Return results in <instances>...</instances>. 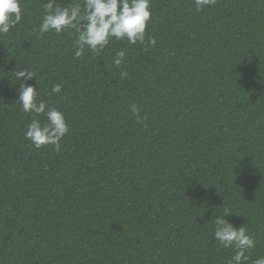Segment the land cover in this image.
I'll return each mask as SVG.
<instances>
[{
  "label": "trees",
  "instance_id": "trees-1",
  "mask_svg": "<svg viewBox=\"0 0 264 264\" xmlns=\"http://www.w3.org/2000/svg\"><path fill=\"white\" fill-rule=\"evenodd\" d=\"M44 2L0 35V264H228L225 209L255 239L245 264L264 257V0H151L144 44L80 57L75 29L39 32ZM28 67L65 115L59 151L25 138Z\"/></svg>",
  "mask_w": 264,
  "mask_h": 264
},
{
  "label": "clouds",
  "instance_id": "clouds-1",
  "mask_svg": "<svg viewBox=\"0 0 264 264\" xmlns=\"http://www.w3.org/2000/svg\"><path fill=\"white\" fill-rule=\"evenodd\" d=\"M215 0H194L199 11L206 5H213ZM151 0H82L67 6H60L56 0L43 3V18L39 25L41 34L49 31L63 32L66 28L76 30L77 38L74 41V55L80 57L86 49L93 53L102 52L112 38L126 39L129 44L145 42V32L151 19ZM22 19L21 0H0V35H6ZM148 44L155 45L154 38L149 37ZM125 51H117L113 59L119 67L125 60ZM122 77L128 74L120 73ZM36 78L30 67L17 71V80L20 81L18 99L21 110L34 114L25 131V138L37 149L44 145L54 146L60 150L61 140L68 133L69 126L65 115L57 108L50 107L44 100H38V87L28 84L27 81ZM53 93L61 91V85L52 87ZM134 114H138L135 104L130 105ZM44 116L45 123L36 117ZM228 209L223 215L216 216L214 238L224 248L234 249V255L228 264H245L249 259L247 252L255 247V239L248 234L246 227L235 226L225 217L231 214ZM253 264H264V257H257Z\"/></svg>",
  "mask_w": 264,
  "mask_h": 264
}]
</instances>
